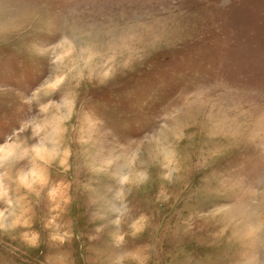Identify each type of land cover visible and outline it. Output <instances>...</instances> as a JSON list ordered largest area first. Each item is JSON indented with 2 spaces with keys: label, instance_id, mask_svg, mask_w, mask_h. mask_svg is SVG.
Listing matches in <instances>:
<instances>
[{
  "label": "rangeland",
  "instance_id": "rangeland-1",
  "mask_svg": "<svg viewBox=\"0 0 264 264\" xmlns=\"http://www.w3.org/2000/svg\"><path fill=\"white\" fill-rule=\"evenodd\" d=\"M0 264H264V0H0Z\"/></svg>",
  "mask_w": 264,
  "mask_h": 264
},
{
  "label": "snow or ice",
  "instance_id": "snow-or-ice-1",
  "mask_svg": "<svg viewBox=\"0 0 264 264\" xmlns=\"http://www.w3.org/2000/svg\"><path fill=\"white\" fill-rule=\"evenodd\" d=\"M67 23H68V21L65 20V22H64V26H65V27H67Z\"/></svg>",
  "mask_w": 264,
  "mask_h": 264
}]
</instances>
